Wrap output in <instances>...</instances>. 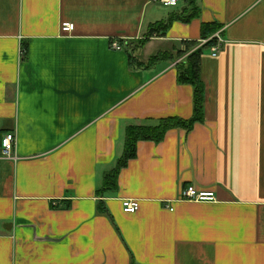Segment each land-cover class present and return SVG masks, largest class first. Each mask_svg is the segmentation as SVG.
I'll use <instances>...</instances> for the list:
<instances>
[{
	"label": "crops",
	"instance_id": "obj_1",
	"mask_svg": "<svg viewBox=\"0 0 264 264\" xmlns=\"http://www.w3.org/2000/svg\"><path fill=\"white\" fill-rule=\"evenodd\" d=\"M195 2L198 17L138 47L186 5L0 0V264H264V0ZM214 23L227 44L201 57L203 123L139 142L118 192L103 194L130 126L194 111L176 63L140 69L129 55L146 63L195 41L194 52ZM8 133L14 160L2 157ZM188 187L217 201H180Z\"/></svg>",
	"mask_w": 264,
	"mask_h": 264
},
{
	"label": "trees",
	"instance_id": "obj_2",
	"mask_svg": "<svg viewBox=\"0 0 264 264\" xmlns=\"http://www.w3.org/2000/svg\"><path fill=\"white\" fill-rule=\"evenodd\" d=\"M182 4L186 5L181 16H172L167 21L155 23L149 27L146 38L138 42V47H143L152 37L164 36L174 21H182L190 23L194 18L198 17V7L195 0H180ZM221 29L217 23L203 24L201 28V38L209 39ZM187 49L185 51H178L175 55L173 52H160L158 55L152 57L148 62H140L136 58L129 55L130 65L135 68L149 69L156 66L163 61H170L176 63V70L178 82L181 85H189L194 90L193 96V116L191 119L185 120L178 117H167L157 120L156 124L148 126H130L126 132L125 152L118 161L117 166L110 171L105 177L103 194L117 193L119 190V176L121 171L128 165V163L136 158L137 146L139 142L150 141L160 143L163 141L167 133L174 129H182L190 133L196 124L204 121V99H205V85L201 79V57L205 51L210 50L216 45V40L212 39L201 48L194 52L191 50L197 47L198 42L185 43ZM135 47L131 46V49ZM137 49V48H135ZM190 53V54H189ZM180 61V62H178ZM118 233L119 229L116 227ZM131 264H137L134 257H132Z\"/></svg>",
	"mask_w": 264,
	"mask_h": 264
},
{
	"label": "built area",
	"instance_id": "obj_3",
	"mask_svg": "<svg viewBox=\"0 0 264 264\" xmlns=\"http://www.w3.org/2000/svg\"><path fill=\"white\" fill-rule=\"evenodd\" d=\"M155 3L159 4L164 8H175L181 3L180 0H153ZM63 33L71 34L74 31V25L70 23L63 24L61 27ZM212 39L216 40V45L212 47L209 51L211 56L216 58L219 56L221 51L224 49L227 42L220 37V34H216ZM212 39H207L201 41L202 46L208 43ZM112 48L116 51H121L122 47L118 44H113ZM24 54V52H22ZM17 145V137L14 133H8L4 135L1 140L2 147V157L8 160H14ZM180 201H189L196 203H215L217 201V196L214 192L210 191H200L195 187H188L181 192L179 198ZM123 211L127 214H135L138 212L140 203L138 200H123Z\"/></svg>",
	"mask_w": 264,
	"mask_h": 264
},
{
	"label": "rangeland",
	"instance_id": "obj_4",
	"mask_svg": "<svg viewBox=\"0 0 264 264\" xmlns=\"http://www.w3.org/2000/svg\"><path fill=\"white\" fill-rule=\"evenodd\" d=\"M182 3H180V5H181ZM181 7V6H180ZM163 10H165V9H163ZM156 50L154 49V50H152V52H150V55H152V53L153 52H155Z\"/></svg>",
	"mask_w": 264,
	"mask_h": 264
}]
</instances>
